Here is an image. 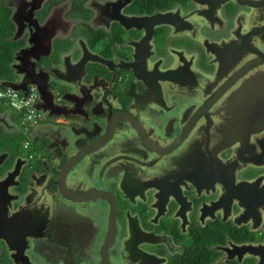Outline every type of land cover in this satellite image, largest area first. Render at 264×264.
Here are the masks:
<instances>
[{
  "label": "flooded vegetation",
  "instance_id": "obj_1",
  "mask_svg": "<svg viewBox=\"0 0 264 264\" xmlns=\"http://www.w3.org/2000/svg\"><path fill=\"white\" fill-rule=\"evenodd\" d=\"M0 23V84L52 94L27 131L0 100V264H264V0H0Z\"/></svg>",
  "mask_w": 264,
  "mask_h": 264
},
{
  "label": "built area",
  "instance_id": "obj_2",
  "mask_svg": "<svg viewBox=\"0 0 264 264\" xmlns=\"http://www.w3.org/2000/svg\"><path fill=\"white\" fill-rule=\"evenodd\" d=\"M0 99L4 100L11 109L20 113L21 122L26 131L37 123L39 109H37L36 105L40 101V93L36 85L30 83L26 93L25 91L5 86V88H0ZM27 145L28 142L25 146Z\"/></svg>",
  "mask_w": 264,
  "mask_h": 264
},
{
  "label": "water",
  "instance_id": "obj_3",
  "mask_svg": "<svg viewBox=\"0 0 264 264\" xmlns=\"http://www.w3.org/2000/svg\"><path fill=\"white\" fill-rule=\"evenodd\" d=\"M30 83L36 85L38 87L39 92H40V101L36 105L37 109L42 110V111L50 110L49 108L48 109L46 108L47 107L46 106V101H48L47 99L49 97L52 98V94L46 88L47 85L42 83V81L40 79H38V78L34 79V80H31ZM0 86H2V87L3 86H10V87H12V88H14L16 90H24V91H26V89H27V83L11 84V83L3 81L0 84Z\"/></svg>",
  "mask_w": 264,
  "mask_h": 264
},
{
  "label": "trees",
  "instance_id": "obj_4",
  "mask_svg": "<svg viewBox=\"0 0 264 264\" xmlns=\"http://www.w3.org/2000/svg\"><path fill=\"white\" fill-rule=\"evenodd\" d=\"M3 37H1L2 39ZM4 44L2 42H0V47H2ZM8 70V65H7V60L1 62L0 61V77H4L6 75V71ZM0 88H5V86H0ZM24 91V90H21ZM27 91V89H26ZM25 91V93H26ZM4 101V100H3ZM19 120L21 121V117H19Z\"/></svg>",
  "mask_w": 264,
  "mask_h": 264
},
{
  "label": "rangeland",
  "instance_id": "obj_5",
  "mask_svg": "<svg viewBox=\"0 0 264 264\" xmlns=\"http://www.w3.org/2000/svg\"><path fill=\"white\" fill-rule=\"evenodd\" d=\"M1 24V23H0ZM0 42H2L1 37H0ZM1 100V99H0ZM3 104L7 105L3 100H1Z\"/></svg>",
  "mask_w": 264,
  "mask_h": 264
},
{
  "label": "clouds",
  "instance_id": "obj_6",
  "mask_svg": "<svg viewBox=\"0 0 264 264\" xmlns=\"http://www.w3.org/2000/svg\"><path fill=\"white\" fill-rule=\"evenodd\" d=\"M39 93H40V92H39ZM26 143H27V142H26ZM26 143H25V144H26Z\"/></svg>",
  "mask_w": 264,
  "mask_h": 264
}]
</instances>
